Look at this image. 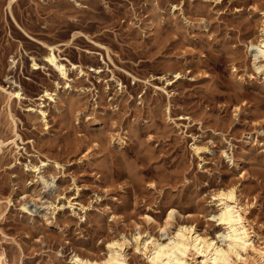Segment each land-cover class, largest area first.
Here are the masks:
<instances>
[{
  "label": "rangeland",
  "instance_id": "obj_1",
  "mask_svg": "<svg viewBox=\"0 0 264 264\" xmlns=\"http://www.w3.org/2000/svg\"><path fill=\"white\" fill-rule=\"evenodd\" d=\"M263 10L264 0H0V141L21 137L0 151L4 264L99 259L138 226L161 238L173 208L175 226L218 238L213 194L231 186L264 240V79L251 77L250 49ZM46 45L88 75L61 78ZM24 196L37 214L22 211Z\"/></svg>",
  "mask_w": 264,
  "mask_h": 264
},
{
  "label": "bare ground",
  "instance_id": "obj_2",
  "mask_svg": "<svg viewBox=\"0 0 264 264\" xmlns=\"http://www.w3.org/2000/svg\"><path fill=\"white\" fill-rule=\"evenodd\" d=\"M15 1L12 0V2ZM262 16V35L258 41L250 43L251 53L254 57V75L251 76L253 79H264V10ZM46 46L49 53L45 61L60 73L61 78L71 79V70L76 71L79 77L88 75V71L82 65L73 63L68 59H65L68 64L63 62L61 55L57 53L61 51L58 46ZM33 61L34 68L39 69L40 65L35 59ZM90 71L101 74L104 70L91 67ZM23 97L22 90L10 92V98L22 99ZM44 97L53 99L54 95L47 90L41 99ZM41 112L46 119V111L42 109ZM18 139L21 137L16 133V137L10 142L0 141V151H2L3 146H19ZM194 150L197 155H200L208 149L195 144ZM57 165L59 166V164ZM42 179L45 188H49L55 183L54 177L46 179L42 176ZM24 200L21 205L23 212L32 215L39 212L36 204H33L35 209H32L33 200H29L28 196H24ZM212 203L216 210L212 211L209 217L220 228L216 234L218 238L199 232L194 224L188 222L179 223L175 226L173 221L177 212L173 208L168 213L161 229V238L142 231L141 227L138 226L136 233L132 234L131 237L122 234L111 239L107 243V252L103 257L93 259L76 253L72 261L74 264H131L128 249L134 247L135 251L142 254L149 264H236L239 261L247 264H264V240L251 223L248 217L249 209L247 205L242 204L238 195V188L231 186L229 189L219 190L213 194ZM71 205L73 204L71 203ZM80 206L83 211H86L85 206ZM53 210L55 214L57 208ZM146 218L150 224L155 222V219L150 215H147ZM47 221L50 222V219L47 218ZM52 223L50 222V224ZM0 264H4L1 258Z\"/></svg>",
  "mask_w": 264,
  "mask_h": 264
}]
</instances>
